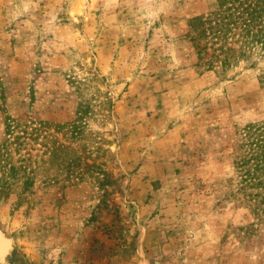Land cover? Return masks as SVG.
I'll return each mask as SVG.
<instances>
[{"label": "rangeland", "instance_id": "1", "mask_svg": "<svg viewBox=\"0 0 264 264\" xmlns=\"http://www.w3.org/2000/svg\"><path fill=\"white\" fill-rule=\"evenodd\" d=\"M216 7L0 0V264H264L262 65L203 67Z\"/></svg>", "mask_w": 264, "mask_h": 264}, {"label": "trees", "instance_id": "2", "mask_svg": "<svg viewBox=\"0 0 264 264\" xmlns=\"http://www.w3.org/2000/svg\"><path fill=\"white\" fill-rule=\"evenodd\" d=\"M217 7L207 16L191 20L190 40L203 67L228 69L239 62L252 60L262 65L260 78L264 83V0H216ZM253 129V130H252ZM250 151L260 152L254 158L251 182L264 171V124L247 127ZM257 135L255 136V133ZM252 157V156H251Z\"/></svg>", "mask_w": 264, "mask_h": 264}, {"label": "water", "instance_id": "3", "mask_svg": "<svg viewBox=\"0 0 264 264\" xmlns=\"http://www.w3.org/2000/svg\"><path fill=\"white\" fill-rule=\"evenodd\" d=\"M0 248H3V247L0 245ZM2 250H3V249L0 250V254H2Z\"/></svg>", "mask_w": 264, "mask_h": 264}]
</instances>
